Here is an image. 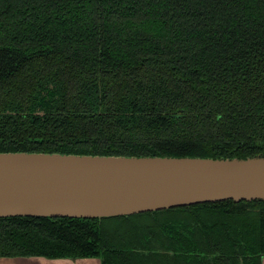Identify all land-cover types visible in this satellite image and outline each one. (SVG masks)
Wrapping results in <instances>:
<instances>
[{
    "label": "trees",
    "instance_id": "1",
    "mask_svg": "<svg viewBox=\"0 0 264 264\" xmlns=\"http://www.w3.org/2000/svg\"><path fill=\"white\" fill-rule=\"evenodd\" d=\"M264 155V0H0V151ZM262 264L264 200L0 217V257Z\"/></svg>",
    "mask_w": 264,
    "mask_h": 264
},
{
    "label": "water",
    "instance_id": "2",
    "mask_svg": "<svg viewBox=\"0 0 264 264\" xmlns=\"http://www.w3.org/2000/svg\"><path fill=\"white\" fill-rule=\"evenodd\" d=\"M228 199L264 200V155L0 151V217L100 220Z\"/></svg>",
    "mask_w": 264,
    "mask_h": 264
},
{
    "label": "crops",
    "instance_id": "3",
    "mask_svg": "<svg viewBox=\"0 0 264 264\" xmlns=\"http://www.w3.org/2000/svg\"><path fill=\"white\" fill-rule=\"evenodd\" d=\"M0 264H100L99 259L79 258L76 260L69 259H47L44 257H0ZM264 264V257L262 258Z\"/></svg>",
    "mask_w": 264,
    "mask_h": 264
}]
</instances>
